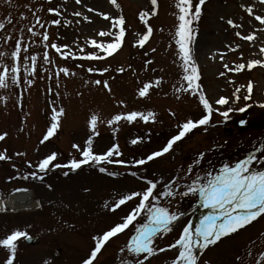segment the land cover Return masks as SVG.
Wrapping results in <instances>:
<instances>
[{"label": "rangeland", "instance_id": "rangeland-1", "mask_svg": "<svg viewBox=\"0 0 264 264\" xmlns=\"http://www.w3.org/2000/svg\"><path fill=\"white\" fill-rule=\"evenodd\" d=\"M177 2L157 0L155 13L146 17L153 29L152 34L144 46L133 54L132 45L139 47L135 45L139 39L137 34L146 32L139 14L152 13L151 0H117L119 7L111 0H81L80 3L76 0H0V21L5 24L0 29V71L4 66L11 68L14 64L20 68L19 83H13L9 78L8 87L0 88V134L7 133L5 139L0 140L4 141L0 149L4 148V153L10 158L3 160L9 162L1 166L0 195L20 190L22 178L31 177L33 181L29 185L34 200V206L28 212L0 214V239L16 230L42 239L38 245L24 250L17 246L13 264H82L95 246L94 237L122 222L124 214L120 212L134 208L138 198L115 210L112 205L124 195L145 190L147 183L144 180L157 183L156 194H162L165 186L173 181V191L181 188L184 192L185 185L190 184L198 174L203 175L205 171L218 174L219 171L215 170L217 165L232 164L223 161L245 159L251 151L258 154L253 169L264 170V66H254L253 70L240 76L224 67L228 64L229 68H233L253 59L264 60V53L260 51L264 47V25L255 20V15H264V4L260 0H204L202 5H199V0H193V6L199 5L204 13L199 21L192 22L193 40L189 44L200 71L202 91L213 109L222 113L227 106H231L230 96L238 88L237 83H245L247 79L255 81V108L243 115L247 119L246 126L239 128L234 124L232 119L239 116L228 115L225 119L219 115L214 120L221 126L208 128L209 123L198 127L197 132L191 131L177 141L168 153L148 161L145 168L133 164L135 158L146 159L148 153L160 150L165 138L175 133L187 119L194 120L202 114V105L196 94L183 90L187 83L183 80L185 73L176 43L179 25ZM249 6L253 8V15L246 11ZM50 8H58L61 15L49 12ZM77 12L81 15H75ZM101 13L112 19H105ZM121 15L125 19L126 34L121 48L112 56L100 60L64 58L51 48V44L56 43L67 45L62 49L69 52L71 48L83 57L89 54L103 56L90 41L108 43L115 39L114 36H100L99 32H118L112 23ZM85 16L89 19L85 20ZM37 17L39 24L36 23ZM56 19L60 20L59 25L51 23ZM228 20L240 27L231 28ZM29 28H32L31 32ZM45 32L49 37L47 41L43 40ZM237 32L244 35L255 33V36L253 41L237 39ZM17 40L22 41L18 61L12 56ZM45 52L48 53V62L44 59ZM33 55L36 56L34 71L30 59ZM151 60L153 64H146ZM25 65L28 66L27 72ZM89 67L107 68L108 71L89 73ZM121 67L123 72L118 71ZM61 68H68L70 74L64 75L59 71ZM156 78L160 80V88L140 97L138 90L143 84H152ZM26 80L31 83H26ZM95 80L107 81L111 90L105 89L103 84L93 83ZM221 96L228 98L227 104H215ZM53 108L64 109L59 117L60 126L54 136L41 143L51 124ZM129 111L145 115L151 112L154 118L144 121L138 117L132 123L126 120L113 125L107 123L114 115ZM92 115L98 117L97 135L92 134L90 127ZM89 136H92V147L97 154L118 144L121 155L112 159L132 160V163H127L129 168L126 164L111 166L107 162H89L75 172H70L69 168L62 170L50 166L46 172L39 173L38 162L52 152L58 154L54 164L81 159L80 152L72 145L85 147ZM137 138L138 142L132 144L131 141ZM201 153L204 154L202 158ZM196 160L199 164L189 173L188 168ZM101 167L106 171L101 172ZM195 195L189 194L192 199ZM172 197L159 195L155 203L180 213L187 202L179 198L173 201ZM196 203L180 223L176 221L175 229L161 234L163 239L158 237L154 240L155 248H166L173 238L179 237L195 212ZM146 215L145 211L137 218L138 226L146 221ZM127 231L135 234L130 227L110 238L106 249L105 246L101 249L93 264H111L113 259L125 254L120 248ZM58 237L70 239V245L77 243L79 253L67 249L63 239H60L64 245L61 246ZM19 245L23 248L21 243ZM261 253H264V214L206 249L197 264H257ZM9 255L0 246V264H5ZM144 255L129 256L118 264H134L144 259ZM175 255V249L157 251L144 264L171 263Z\"/></svg>", "mask_w": 264, "mask_h": 264}, {"label": "snow or ice", "instance_id": "snow-or-ice-1", "mask_svg": "<svg viewBox=\"0 0 264 264\" xmlns=\"http://www.w3.org/2000/svg\"><path fill=\"white\" fill-rule=\"evenodd\" d=\"M77 3H80L81 0H76ZM111 3L119 7L117 4V0H111ZM204 0H199V5H202ZM261 4H264V0H260ZM151 4L153 6L152 13L149 12H141L139 14V19L144 22L146 27V32L142 35L137 34L139 39L135 41L137 45L143 47L145 42L150 38L152 34V27L148 24L146 17L150 14L155 13V8L157 6V0H151ZM199 5L193 6L192 0H178L176 7L179 9V25L176 31V36L178 39L176 40L177 45L179 46L180 58L182 60V66L185 75L183 76V80L187 82V87L183 88L184 91H191L192 94H197L199 96V103L203 106L206 114L201 118L193 120L187 119L183 124L178 126V132L176 135L172 136L167 140L165 146H163L158 151H153L150 153L146 159H139L135 161L137 165H143L146 161H151L156 157H160L166 153H168L174 146L177 141H180L186 134L190 133L193 129H196L200 126H206L209 124L210 117L213 111V106L206 98L203 91L200 89L199 81V73L198 68L195 64V61L192 59L189 44L192 39V21L193 19H198L201 8ZM194 7V14H193ZM243 7V5H242ZM49 12L55 15H61L58 8H50ZM92 11V9H89ZM246 11L253 15V8L251 6L246 8ZM75 15L80 16L81 13L77 12ZM105 19H112L105 13H101ZM23 18V14H21ZM9 22H11V18L9 17ZM85 20H88V17H84ZM255 20L259 21L261 25H264V15H255ZM36 23H40L39 17L36 18ZM52 24L59 25L60 20H52ZM125 19L121 15L118 18H115L112 23L113 28H118V32H99L100 36H114L115 39L108 43H100L96 40H91L90 43L94 46V48L99 49L103 56L96 54H89L87 59H104L107 56H111L118 49L121 48L126 29L124 27ZM228 24L233 27H240L236 25L232 20H228ZM43 26V25H41ZM5 24L0 21V29H3ZM29 31H32V28H29ZM35 34V33H33ZM43 40H48V33L45 32L42 34ZM241 39L246 41H253L255 33L244 35L241 32L236 33ZM10 38V37H9ZM21 40H17L15 51L12 53V56L17 61L19 60V53L21 51ZM47 47V45H45ZM67 48V45L60 46L56 43L51 44V48L55 49L57 52L61 53L62 57L68 58L72 53L62 52L61 48ZM27 51V49H25ZM261 53H264V47L260 49ZM2 55V53H0ZM28 59V57H25ZM31 61L34 66L36 62V56H31ZM44 59L48 62V53H44ZM223 59V56H221ZM150 63V61H146V64ZM254 66H264V60L261 59H253L249 60L247 63H239L233 68H229L228 64H225L224 67L229 71L239 72L247 68L251 70ZM25 72L28 71V66L25 65ZM190 69V70H189ZM19 71L20 68L18 64H14L11 68L8 66H4L3 70L0 71V88L8 87L9 78L13 83H19ZM64 75H69L70 71L68 68H61L59 70ZM89 73L92 72H107L108 69H94L89 67L87 69ZM118 71L123 72L124 68L121 67ZM74 75V73H71ZM59 75V72L57 73ZM224 75V73H221ZM26 83H31L30 80H26ZM93 83L97 85L103 84V87L107 90H111L107 81L95 80ZM159 84V80L156 81ZM151 82L145 83L142 88L138 90V94L140 97H144L148 94L149 89L151 88ZM253 89L252 82L249 81L247 85V90L249 95L245 97V99H249L251 92ZM240 88L236 89L238 93ZM235 95V93H234ZM239 99V97H237ZM123 103V102H121ZM228 103V98L219 97L215 100V104L217 105H225ZM232 111V109H228L221 113V115L227 119L228 113ZM239 111H244L243 108L239 109ZM53 114L51 117V124L47 128L46 133L43 135L41 143L48 141L52 136L56 134L60 124L59 117L63 114L64 109L60 108L56 110L53 108ZM140 118L144 121H148V119L154 118L153 114L150 112L147 115L137 111H129L127 113H118L114 115L110 120L107 121L109 125H113L121 120H126L129 123H132L137 118ZM98 117L96 115H92L90 118V127L92 129V134L97 135L96 132V123ZM243 124L244 121H241ZM7 133L0 134V140H4ZM138 139H133L131 141L132 144H136ZM86 146L81 148L78 144H73L72 147L77 149L80 152L81 159H71L67 164H54L53 162L57 159V153L52 152L51 154L45 156L41 159L37 168L40 172H46L49 170L50 166L54 168H63L67 167L73 171L79 169L82 165L87 164L89 162L100 164L101 162L107 163H115L124 165L127 162L124 160H113L112 157L121 155L118 144H113L111 147L107 149V151L97 154L94 152L92 144V136H89L88 140L85 142ZM20 154V153H18ZM203 153L200 154V157H203ZM5 159H10L6 156L5 153L0 152V161ZM256 160L255 155H249L245 159H240L234 164H225L219 171L218 174H213L212 172H207L203 176L197 175L195 179L190 183L186 184V191L182 192L181 195L187 196L189 194H198L200 200L203 203L205 208H209L212 212L205 216L201 221L199 226L196 227L195 232L191 230L189 226L183 228L182 233L179 237L174 241V243L169 244L168 249H175L176 255L171 260V264H197L198 257L196 254V250H203L207 248L209 245L215 244L222 237L227 236L231 233H234L241 229L242 227L250 224L252 221L257 219L259 216L264 214V170H254L253 162ZM199 164V160L194 162V165L188 168V172L191 173L195 165ZM101 172L106 171L105 168H100ZM115 175V173H112ZM136 175V173H132ZM33 176L36 175L35 172L32 173ZM67 175V173H65ZM147 187L142 192L133 191L127 195L122 196L115 204L112 205V209L118 208L121 205H124L126 202L138 198V203L131 211L123 217L122 222L116 223L109 230L105 231L101 236L94 237L95 246L91 250L90 254L86 259L82 261V264H93V261L96 259L97 254L101 251V249L105 246V244L110 240V238L116 236L117 234L123 232L125 229H128L130 225H133L137 218L146 211V222L140 223L139 226L135 228V234L131 236L130 241L127 244V251L132 253L135 257H140L142 254L144 255V260H147L148 257L152 256L157 251L163 252L165 248H155L154 240L157 236L167 233L172 230L171 226L174 221L178 220L179 216L183 215V213L172 212L168 207L158 206L155 201L159 199V195L164 196H174L175 192L173 188L175 186V181L170 182V184L165 186V191L162 194H156L154 190L157 187V183L153 180H147ZM21 237L29 238L28 234L23 231H13L11 234L7 235L5 238L0 239V246L5 248L10 255L8 256L5 264H13V258L17 249V240ZM123 251V249H122ZM261 261H264V253H261V259L257 261V264H261ZM134 264H143V260H137Z\"/></svg>", "mask_w": 264, "mask_h": 264}, {"label": "bare ground", "instance_id": "bare-ground-1", "mask_svg": "<svg viewBox=\"0 0 264 264\" xmlns=\"http://www.w3.org/2000/svg\"><path fill=\"white\" fill-rule=\"evenodd\" d=\"M202 204L203 203L200 204L201 208ZM32 207L33 202L31 201L29 193L15 194L5 200H1L0 203V210L3 212H9L10 210L31 209Z\"/></svg>", "mask_w": 264, "mask_h": 264}]
</instances>
